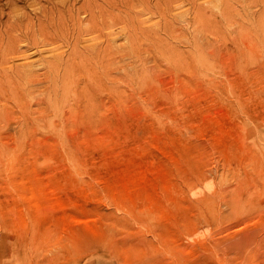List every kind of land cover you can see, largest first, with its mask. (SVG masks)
Wrapping results in <instances>:
<instances>
[{"label": "rangeland", "instance_id": "rangeland-1", "mask_svg": "<svg viewBox=\"0 0 264 264\" xmlns=\"http://www.w3.org/2000/svg\"><path fill=\"white\" fill-rule=\"evenodd\" d=\"M263 128L264 0H0V248L30 264L99 232L92 264H264Z\"/></svg>", "mask_w": 264, "mask_h": 264}, {"label": "bare ground", "instance_id": "bare-ground-1", "mask_svg": "<svg viewBox=\"0 0 264 264\" xmlns=\"http://www.w3.org/2000/svg\"><path fill=\"white\" fill-rule=\"evenodd\" d=\"M214 118V117H213ZM212 118V119H213ZM220 118H222L221 116H220ZM219 118V119H220ZM215 119V118H214ZM213 119V120H214ZM210 120V119H209ZM216 120V119H215ZM223 120V119H222ZM214 122V121H213ZM208 123V122H207ZM212 123V122H211ZM216 123V122H215ZM219 122L217 121V124H218ZM224 123V122H223ZM220 125V124H219ZM219 125H216V127H219ZM211 126V125H210ZM222 126V125H221ZM212 127H213V124H212ZM214 127H215V125H214ZM210 128V127H209ZM220 128V127H219ZM219 128H217V130L219 129ZM260 128V127H259ZM264 129V128H263ZM255 130V129H254ZM211 131H213V129L211 130ZM221 131V130H220ZM256 131V130H255ZM254 131V132H255ZM218 132H219V130H218ZM215 133H217V132H214V134ZM256 133V132H255ZM214 134H213V136H214ZM248 134V133H247ZM217 135H218V133H217ZM223 136H224V133L222 134ZM251 135V134H250ZM219 136H221V135H219ZM222 136V137H223ZM249 136V135H248ZM255 136V135H254ZM258 136V135H257ZM252 137V136H251ZM219 138V137H218ZM226 138V137H225ZM249 138H250V136H249ZM254 138V137H253ZM221 137H220V140L218 139V143H219V141H221ZM262 139H263V136H262ZM252 140V139H251ZM226 141H228V140H226ZM264 141V140H263ZM215 142V141H214ZM216 142H217V139H216ZM215 142V143H216ZM256 143H254L253 145H255ZM257 145V144H256ZM219 146H221L220 144H219ZM251 146V145H250ZM252 147V146H251ZM251 147H249V148H251ZM254 148H255V146H253ZM256 147H258L257 149L259 150V146L257 145ZM229 148V147H228ZM262 148V147H261ZM256 150V149H255ZM261 151H262V149H260ZM252 151H254L253 149H252ZM227 152V151H226ZM236 152V151H235ZM246 152V151H245ZM255 152H257V151H255ZM258 152H260V151H258ZM237 153V152H236ZM241 153V152H240ZM247 153H249V152H246V154ZM250 153H251V151H250ZM257 154V153H256ZM262 154V153H261ZM252 155V154H251ZM202 156V155H201ZM240 156H241V154H240ZM253 156V155H252ZM257 156H258V158L256 157V159L255 160H260L259 159V155L257 154ZM264 156V155H263ZM197 157V156H196ZM249 157H250V155H249ZM248 156H247V158H246V160L249 158ZM255 157V154H254V156H253V158ZM198 159V158H197ZM200 159V158H199ZM241 159V158H240ZM194 161L196 160V159H193ZM242 161V160H241ZM248 161V160H247ZM249 162V161H248ZM254 162V161H253ZM263 162H264V160H263ZM250 163H252V162H250ZM250 163H249V165H248V163H247V167H250V166H252V165H250ZM260 163V162H259ZM255 164V163H254ZM256 164H257V162H256ZM264 164V163H263ZM260 165V164H259ZM258 165V166H259ZM196 166V165H195ZM264 166V165H263ZM263 166L261 167L263 170H264V168H263ZM202 167V166H201ZM247 167H245L246 169H247ZM194 168V167H193ZM223 168V167H222ZM225 168V167H224ZM223 168V169H224ZM252 168H253V166H252ZM194 169H196V167L194 168ZM245 169V170H246ZM249 169V168H248ZM247 169V170H248ZM246 170V171H247ZM249 170H251V169H249ZM254 170H255V165H254ZM259 170L261 171V169H258L257 171L259 172ZM225 171H226V169H225ZM220 172V171H219ZM236 172H238V171H236ZM258 172H257V174H258ZM235 173V172H234ZM259 173H261V172H259ZM220 174V173H219ZM237 174V173H236ZM264 174V172H262V175ZM258 175H261V174H258ZM223 176V175H222ZM253 176H255V175H253ZM258 177V176H257ZM249 178V177H248ZM253 178V177H252ZM223 179H225V175H224V177H223ZM262 179V178H261ZM221 180H222V178H221ZM226 180V179H225ZM259 180V179H258ZM224 181V180H223ZM248 181H249V179H248ZM251 181V180H250ZM249 181V182H250ZM257 181V180H256ZM260 181V180H259ZM248 182V183H249ZM252 182V181H251ZM261 183V182H260ZM262 183H263V181H262ZM250 184V183H249ZM252 184V183H251ZM259 184V183H258ZM223 185H225V184H223ZM245 186V185H244ZM260 186H261V184H260ZM246 187V186H245ZM262 187H264V184H263V186ZM223 188V190H225V191H227L226 190V188H224V187H222ZM248 189H250L249 187H247ZM254 188H256V187H254ZM236 188L234 187L233 188V191L235 190ZM245 189V188H244ZM244 189H243V191H244ZM246 190V192L247 191H249V190ZM260 189L262 190V188L260 187ZM222 190V191H223ZM258 190V189H257ZM257 190H254V191H257ZM232 190H231V193L233 192ZM242 191V190H241ZM262 191H264V188H263V190ZM262 191H260L261 193H262ZM224 192V191H223ZM229 192V191H228ZM234 192H236V191H234ZM237 192H239V190L237 191ZM245 192V191H244ZM244 192H243V194H244ZM245 192V193H246ZM260 192H258V193H260ZM231 193H229V196H230V194ZM241 193V192H240ZM239 193V194H240ZM251 193H253V189H252V192ZM255 193V192H254ZM236 194L237 193H235V194H233V195H231L230 196V198L231 197H234L235 199L237 198H239V197H236ZM128 195V194H127ZM130 195V194H129ZM241 195V194H240ZM254 195V194H253ZM263 195H264V193H263ZM263 195H261V196H263ZM131 196V195H130ZM238 196V195H237ZM252 196V195H251ZM251 196H249V197H251ZM256 196V195H255ZM260 196V197H261ZM132 197V196H131ZM260 197H258L257 199H258V201L260 200ZM227 198V197H226ZM234 198L232 199V201H234ZM245 198H246V196H245ZM130 199H133V197L132 198H130ZM138 199V198H137ZM243 199V198H242ZM248 199V198H247ZM250 199V198H249ZM248 199V200H249ZM252 199V198H251ZM134 200V199H133ZM135 200H136V197H135ZM227 200V199H226ZM239 201H235V203H237V202H241L240 201V198L238 199ZM262 200L264 201V199L262 198ZM214 201V200H213ZM256 201L257 200H255V203H256ZM133 202V201H132ZM208 202H210V201H208ZM207 202V203H208ZM212 202V201H211ZM259 202H262V201H259ZM259 202H258V204H259ZM204 203H205V201H204ZM206 203V204H207ZM234 202H232V204H233ZM234 203V204H235ZM242 203V202H241ZM243 203H245V202H243ZM243 203H242V205H243ZM248 203H249V201H248ZM248 203H247V205H248ZM251 203V202H250ZM209 204V203H208ZM217 204V203H216ZM240 205V204H239ZM241 205V206H242ZM264 205V204H263ZM238 206V205H237ZM237 206H235V208L238 210H241L242 211V208L244 207V206H242V208L240 207V208H238ZM262 206V204L260 203V206L259 207H261ZM232 207H233V205H232ZM258 206H256L255 208H257ZM263 207V206H262ZM258 209V208H257ZM257 209H255V211L257 210ZM236 210V211H237ZM239 210H238V212H239ZM244 210H246V209H244ZM260 209H258L257 210V212L259 211ZM217 211H219L218 209H217ZM216 211V212H217ZM235 211V212H236ZM240 211V212H241ZM237 212V213H238ZM215 214V213H214ZM218 214V213H217ZM217 214H215L216 215V217L215 218H217ZM214 215V216H215ZM90 233V232H89ZM94 236H92V238H90V239H85V240H81V238L80 239H76L75 241H74V239L72 240V246L71 247H69V248H67L66 249V251H67V253L69 252L70 253V255H69V257L66 259L67 261H66V264H92L93 262H107L109 259H110V257H109V254L110 255H112L110 252L113 250V249H115V248H111L112 250L110 251V247L107 245V243H106V239L104 238V236L99 232V233H95V234H93ZM248 236V235H247ZM48 235H46V233H42V235L40 236V238H39V241L40 242H42L41 244H40V246H41V248H46L47 247V243H48ZM73 238V237H72ZM237 238V237H236ZM241 238V240H244V239H246V237H243L244 239H242V237H239V238H237V239H240ZM250 238V237H249ZM235 240V239H234ZM253 240V239H252ZM237 241V240H236ZM250 241V240H249ZM234 242V241H233ZM237 242H240V241H237ZM248 242V241H247ZM231 243V242H230ZM236 243V242H235ZM7 244V243H6ZM240 244V243H239ZM239 244H237V245H239ZM232 245V244H231ZM245 245V244H244ZM2 246H4V245H2ZM1 246V248H0V264H30L29 263V260H28V256L26 255V254H22V253H20L19 251V253H15V252H11V251H9L8 252V249H7V247L5 246V247H2ZM242 246V245H241ZM241 246H240V249H241ZM231 247H233V246H231ZM242 247H244L245 248V246H242ZM10 249V248H9ZM237 249H238V247H237ZM21 250V249H20ZM23 251V250H22ZM113 253H115V252H113ZM28 260V261H27ZM50 264H54V261L53 262H50ZM104 264V263H103Z\"/></svg>", "mask_w": 264, "mask_h": 264}]
</instances>
